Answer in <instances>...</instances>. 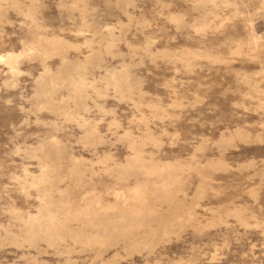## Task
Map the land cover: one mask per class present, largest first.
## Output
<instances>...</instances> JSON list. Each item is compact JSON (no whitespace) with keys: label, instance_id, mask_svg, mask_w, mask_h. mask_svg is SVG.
Instances as JSON below:
<instances>
[{"label":"rangeland","instance_id":"374dc122","mask_svg":"<svg viewBox=\"0 0 264 264\" xmlns=\"http://www.w3.org/2000/svg\"><path fill=\"white\" fill-rule=\"evenodd\" d=\"M0 264H264V0H0Z\"/></svg>","mask_w":264,"mask_h":264}]
</instances>
